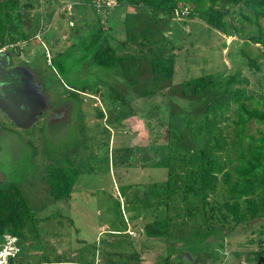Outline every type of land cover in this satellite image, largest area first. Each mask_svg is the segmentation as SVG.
I'll return each mask as SVG.
<instances>
[{"label": "rangeland", "instance_id": "obj_1", "mask_svg": "<svg viewBox=\"0 0 264 264\" xmlns=\"http://www.w3.org/2000/svg\"><path fill=\"white\" fill-rule=\"evenodd\" d=\"M17 1V32L4 35L0 48L12 72L11 95L34 111L26 125L0 111V181L21 188L39 223L37 238L19 241L16 264H247V253L257 250L249 243L253 234L230 219L225 226L215 222L222 235L207 243L181 245L204 221L186 216L187 205L203 202L190 196L183 204L180 185L197 171L188 159L203 132L191 128V119L209 107V121L230 138L236 90L264 108V58L261 46L247 40L256 25L233 14L238 30L227 36L198 18H150L113 0ZM96 32L122 57L118 65L94 61L86 48ZM166 53L175 56L174 76L155 83L150 60ZM202 76H211L205 94L183 97L193 88L187 84ZM145 88L154 93L142 96ZM233 149L226 147L220 159L235 157ZM172 161L184 167L172 171L179 186L171 196L175 206L165 193ZM49 166L78 169L68 199L51 198ZM216 184L206 201L218 208L226 200L220 174ZM166 202L169 224L157 219Z\"/></svg>", "mask_w": 264, "mask_h": 264}, {"label": "trees", "instance_id": "obj_2", "mask_svg": "<svg viewBox=\"0 0 264 264\" xmlns=\"http://www.w3.org/2000/svg\"><path fill=\"white\" fill-rule=\"evenodd\" d=\"M113 1L116 6L132 7L135 11L153 18L155 14L169 16V18L173 16L198 18L212 30L227 36H232L235 30H238L234 26L233 14H235L241 17L240 20L256 25V33L249 36L247 40L261 46V54L264 58V0ZM232 8L237 11L235 12ZM17 11V0H0V47L4 35L17 32L19 19L14 20V14ZM17 18H19L18 13ZM236 20L239 21V18ZM101 37L99 32L91 35L86 49L94 52V61L98 65L104 67L118 65L122 57L117 56L114 47L100 39ZM10 41L16 42L17 39L11 36ZM248 64L259 68L256 61L251 58H248ZM150 68L153 78H156V81L153 82L156 83L160 77L165 81L170 80L175 73L174 54L166 53L162 56H155L150 60ZM187 86L193 88L189 93L184 90L181 95L184 97L191 94L194 99L198 98L202 93L205 94L206 89L211 86V76L196 78L190 81ZM153 93L145 88L141 95L148 97ZM233 101L236 104V115L232 123L233 135L230 138L223 137L221 129L209 121V107L207 110L204 108L205 111L202 113L204 117H196L190 121L191 128L194 130L193 127L198 125L203 134L201 137L196 136L198 141L194 149L197 154L188 159L189 166L190 162L197 163V171L187 172L183 177V182L180 185V200L183 204H187L190 196L201 198V202H203L201 208L187 205L186 216L192 220L194 216L202 215L199 222L203 220V225H198L204 227L192 229L191 239L184 240L181 245L198 247L207 243L213 235H222L218 228L213 227L215 222L219 226H225L224 224L228 223V219H230L233 222L232 226L242 225L244 226L243 231L251 230L253 236L249 243L257 246V250L247 253L244 259L247 264H259L264 262V108L261 107L260 102H254L252 98L246 96L243 89L236 90ZM191 104L192 98L189 101L187 114L193 111L190 107ZM188 119L185 117L183 122H188ZM177 123H182V120ZM252 124L256 125L253 130L251 129ZM231 145L234 147L235 151L232 153H235V157H226L221 160L220 153ZM174 162L177 161L174 160ZM171 164L173 167L167 174L165 193L167 200L174 202L175 206L177 202L173 201L171 196L179 190H177V173L174 176L172 171L175 169L177 172L176 167L179 168L178 170H182L184 167L180 162L176 166L173 161ZM219 174L222 176L226 200L221 203L220 207L215 208L206 199L209 193H214ZM78 179L79 171L76 167L49 166L46 169V181L50 196L54 201L68 199ZM158 207L157 219L161 220V223L169 224L171 217L166 214L169 205L166 202L164 208L161 205ZM187 217L181 215L182 220ZM38 223L39 220L32 212L21 188L12 182L0 181V243L5 234L17 237L18 243L25 239L27 234L37 238ZM222 244L221 242L220 245L222 246ZM179 253L182 251L179 250ZM240 254L237 253V255ZM19 255L10 260V264H16Z\"/></svg>", "mask_w": 264, "mask_h": 264}, {"label": "water", "instance_id": "obj_3", "mask_svg": "<svg viewBox=\"0 0 264 264\" xmlns=\"http://www.w3.org/2000/svg\"><path fill=\"white\" fill-rule=\"evenodd\" d=\"M7 66H9L7 57L0 53V111L9 115L15 122L26 125L29 122V116L34 110L32 111L27 101L24 103L16 102L11 95L12 85L10 86L9 76L12 72L6 70Z\"/></svg>", "mask_w": 264, "mask_h": 264}, {"label": "built area", "instance_id": "obj_4", "mask_svg": "<svg viewBox=\"0 0 264 264\" xmlns=\"http://www.w3.org/2000/svg\"><path fill=\"white\" fill-rule=\"evenodd\" d=\"M3 51L4 49L0 48V53ZM19 253L20 245L18 238L10 234H5L0 243V264H10V260L17 258ZM259 264H264V262Z\"/></svg>", "mask_w": 264, "mask_h": 264}, {"label": "flooded vegetation", "instance_id": "obj_5", "mask_svg": "<svg viewBox=\"0 0 264 264\" xmlns=\"http://www.w3.org/2000/svg\"><path fill=\"white\" fill-rule=\"evenodd\" d=\"M3 53V52H2ZM6 70H8V66L6 67ZM9 71V70H8ZM5 88H7V87H5ZM11 88H12V90H13V86H11ZM6 90V89H5ZM11 90V89H10ZM11 90V91H12Z\"/></svg>", "mask_w": 264, "mask_h": 264}]
</instances>
